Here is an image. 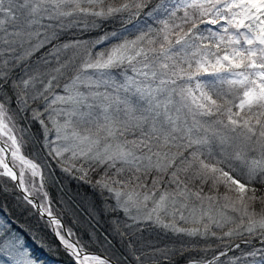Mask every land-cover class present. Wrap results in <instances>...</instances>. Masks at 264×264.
<instances>
[{"label": "snow or ice", "instance_id": "snow-or-ice-1", "mask_svg": "<svg viewBox=\"0 0 264 264\" xmlns=\"http://www.w3.org/2000/svg\"><path fill=\"white\" fill-rule=\"evenodd\" d=\"M33 245L264 264V0H0V264Z\"/></svg>", "mask_w": 264, "mask_h": 264}, {"label": "trees", "instance_id": "trees-1", "mask_svg": "<svg viewBox=\"0 0 264 264\" xmlns=\"http://www.w3.org/2000/svg\"><path fill=\"white\" fill-rule=\"evenodd\" d=\"M5 203H11L10 198L9 200L4 201ZM8 212L12 211V208L9 207L7 209ZM17 215H19V213H17ZM21 223H23V218H21ZM33 247L35 248V245H33ZM36 254L38 256H40L44 261L45 264L46 263H53V264H66V260L62 257V256H56V255H49L48 253H46L45 251L39 249V248H35Z\"/></svg>", "mask_w": 264, "mask_h": 264}, {"label": "rangeland", "instance_id": "rangeland-1", "mask_svg": "<svg viewBox=\"0 0 264 264\" xmlns=\"http://www.w3.org/2000/svg\"><path fill=\"white\" fill-rule=\"evenodd\" d=\"M46 264H53V263H46Z\"/></svg>", "mask_w": 264, "mask_h": 264}]
</instances>
